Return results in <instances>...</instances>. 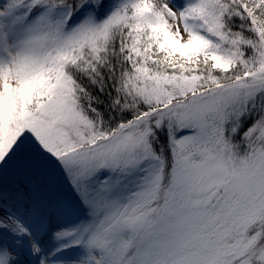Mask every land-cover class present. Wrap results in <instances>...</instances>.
Listing matches in <instances>:
<instances>
[{
  "label": "rangeland",
  "instance_id": "1",
  "mask_svg": "<svg viewBox=\"0 0 264 264\" xmlns=\"http://www.w3.org/2000/svg\"><path fill=\"white\" fill-rule=\"evenodd\" d=\"M24 1L0 0V114L4 119L11 114L24 142L13 140L0 123V264L264 263V230L258 226L264 219V36L255 45L248 42V54L240 51V72H248L240 82L188 97L161 112L165 115L134 119L93 150L78 144L67 122L77 109L64 113L61 98L34 99L38 116H51L49 133L17 107L5 109L1 95L8 88L23 89L19 79L41 75V36L47 32L50 47L53 39L96 38L102 28L89 0H79L74 9L46 0L38 12L36 0L26 7ZM91 1L99 14L112 12L119 2ZM131 1L160 17L175 46L186 50L196 44V24L187 15L192 12L218 34L212 39L219 43L212 52L217 63L225 69L232 65L236 55L224 43L233 45L235 37L225 30L221 0ZM67 19L64 39L53 38L52 29L62 31ZM239 43L230 47L235 53ZM200 113L206 116L201 130ZM170 119L177 129L167 128ZM223 134L232 140L222 141ZM160 136L176 148L174 156L168 154L174 160L168 183ZM73 165L80 168L74 182ZM153 200L157 210L134 215Z\"/></svg>",
  "mask_w": 264,
  "mask_h": 264
},
{
  "label": "trees",
  "instance_id": "2",
  "mask_svg": "<svg viewBox=\"0 0 264 264\" xmlns=\"http://www.w3.org/2000/svg\"><path fill=\"white\" fill-rule=\"evenodd\" d=\"M28 3L29 0L24 1L22 5L26 7ZM45 3L46 0H36L34 11L38 12L39 7H46ZM52 3L56 8L66 4L74 9L75 5L78 7L79 0H53ZM105 3L106 0H102L100 5L103 6ZM221 4L225 30L228 37H235L233 45L227 41L224 43L226 45L224 49L236 55L232 53L235 56L234 61L226 69L217 63L212 53L216 52L219 45L218 43L215 46L212 41L218 38V34L208 30L209 25L200 23L198 18L191 15L192 12L188 11L187 15L189 20L196 24L194 25L197 32L192 34L196 44L193 50H186L184 46H175L174 38L165 30L162 19L156 17L152 10L131 0H119L112 12L102 11L99 14L97 7L96 20L99 25L102 24L100 25L102 28L100 27V34L96 38L93 35L87 38L86 35L85 38L77 37L64 43H58L57 39H53L49 47L50 36H47V32L41 36L40 56L44 57V62L41 61L42 68L38 69L41 75L27 80L19 79L18 83L23 89H14V92L8 88V92L1 95L5 109L10 112L17 107L20 112H24L26 117H23L26 120L33 122L34 125L43 126V131L49 133L51 116L44 113L38 116L34 99L42 103L52 98L56 101L61 98L64 101L62 104L65 107L62 106L63 110L61 109L64 113L71 110L72 106L77 109L73 110L67 122L78 137V144L93 149L98 146L104 147L102 140H107L104 136L120 131L134 119L153 114L165 115L161 112H167L171 106L177 107L183 100H188V97L202 94L220 85L227 86L233 81L240 82L248 73L240 72L239 61H236L240 60V51L248 54L247 51L251 48L248 42L255 45L261 34L264 36V0H221ZM140 9L144 11L141 12ZM26 17L29 18L31 15L27 14ZM70 22L67 19L66 24L60 25L62 31L58 29L55 31L53 28L51 33L53 38L60 36V40L64 39L66 32L63 27ZM237 37L238 43L239 39L242 41L239 43L241 48L235 53V48L230 47L238 46ZM48 47L49 56L43 55ZM50 48L56 50L51 51ZM54 56L57 58H53ZM66 86L70 91L66 90ZM207 104L209 101L205 103ZM212 115L216 120L217 116L214 113ZM7 116L5 119L4 116H0L1 125L4 129L7 127L13 140L21 139L24 145L18 125L14 123L10 113H7ZM200 118L201 130L206 126V116L203 114L202 117L200 113ZM216 122H220V119L218 118ZM168 123V129H177V122L170 119ZM81 134L84 136L82 140L79 138ZM223 136L222 141L232 140L227 134ZM159 140L161 145L165 144V149L162 150L165 153L162 164L167 167L168 183L174 162L173 160L171 163L169 155L174 156L176 148L167 137L160 136ZM161 145H156V149ZM19 151L22 152V146ZM159 152L160 150H156L155 153ZM24 155L30 158L25 153ZM76 161L77 159L74 162ZM78 172H80L78 165H73L70 170L73 182ZM78 184L76 189L80 192L79 181ZM163 192L164 189L160 195ZM161 199L162 197L160 201ZM154 201L148 202L134 215L136 217L148 215L149 208H152L153 212L157 210V208L153 210ZM132 208L133 206L130 210ZM258 224L259 228L264 230V219H260ZM252 264L264 263L258 259Z\"/></svg>",
  "mask_w": 264,
  "mask_h": 264
}]
</instances>
